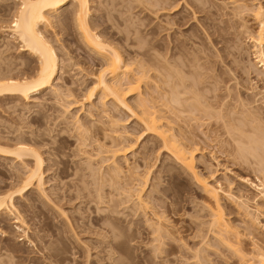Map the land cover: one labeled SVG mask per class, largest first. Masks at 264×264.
<instances>
[{"label":"rangeland","instance_id":"obj_1","mask_svg":"<svg viewBox=\"0 0 264 264\" xmlns=\"http://www.w3.org/2000/svg\"><path fill=\"white\" fill-rule=\"evenodd\" d=\"M138 1H140V3H138ZM138 1L89 0V13L91 17L89 21H94L95 24L97 23V29L93 27L95 32L98 33L102 30L108 36H112L113 38H111L114 39L115 43L118 44L120 41L122 44L126 45L124 39L127 37H129L128 39H135L134 37L137 38L139 35L142 36L140 29L142 31H148L150 28L157 25L159 19H164V16L159 19H156V16L154 17V12L149 10L150 8L146 4L147 0ZM222 1L224 0H208L207 2L209 3H207V5L221 6L223 3ZM248 1L249 0H247V2ZM254 1H249L248 3L250 4L247 5H252V2L253 6L257 5L258 0ZM226 2H233V0ZM259 2L264 9V0H259ZM17 3L18 1L15 0H0V21H2L0 22V29H2L0 30V50L4 47L3 50L6 51L5 54L2 52L3 50L1 51L2 56L0 54V58L2 61L4 60L3 62L6 63V66H14L12 64L14 62L29 61L32 75L34 67L36 66L35 62L31 61L32 57H30L28 53H23L19 50L18 42L16 43V40H13L11 35H9L10 29L8 30V28L11 23L10 20L12 19L10 15L13 14V6L15 8ZM241 4L242 3H236L231 5V7L233 6L231 9L228 4L229 6L227 5L228 9H226V12H232L231 10L235 8V6L237 7ZM145 5L148 6V9L147 7H143ZM69 7L70 6H68L66 10H69ZM184 10L185 12L187 11L186 9L181 10V15L185 14ZM147 11H151V13ZM186 14L188 13L186 12ZM218 14L221 15L220 11ZM188 15L192 26H190L191 30L188 28L185 33L194 30L198 35V40L196 39L197 43L199 42L205 45L200 47L203 50L195 56L199 57L201 55L205 57L208 55L205 57L206 59L202 58L200 62L204 63L203 61H208L211 63L214 69L213 74H222L225 82L224 84L222 83L221 86L224 88V85H226L230 88L229 91L232 92L231 94H225L226 91L224 92L223 88L213 93L212 90L211 92H207L208 88L211 87L209 83L206 84L207 88L204 92V96L207 97L208 103L210 102L213 104V102L216 101L223 104L220 110V116L224 118L222 123L225 126H223L221 121L215 125L213 122H209L206 118L200 116H196L194 120H191L192 117L188 114H181L179 115V124L182 126L181 131L185 135V141L190 139L191 144L192 141L195 143L194 148L197 149L194 153L195 171L210 187L220 189L219 204L224 208L227 216L226 218L230 221L233 229L241 234L239 236V246L235 248H238L244 255L250 254L256 249H260L264 252V198L262 196L264 191H262L263 188L260 186H258V189L254 187L260 184L261 186L262 184L264 185V172H262V170L260 171V168L258 169L259 165L257 166L253 156L248 155L246 156L247 158L245 157L246 159H243L236 154L237 145H239L240 142L237 143L239 131H237L235 127H239L244 135L247 134L245 136H248L254 125L255 128L256 125H260L257 126V129L259 127L262 129V126L264 127L262 123L260 124V121L264 123V74L261 70L262 68L259 67L260 64L255 60L254 46L249 40V37H246L248 34L244 35L245 29L241 26V24L245 25V27L248 25L246 27L248 29L254 27L252 13L244 12L243 15L245 16L241 15L238 18L235 17L237 20L235 18L233 19L235 20V22L233 21V26L236 27L233 31H230L231 33L228 36L233 42V58L232 56L228 57V59L224 61V64L216 57V52H220L225 46L230 47L232 44L225 45L224 43L218 42L213 45L209 44L199 30L202 28L200 26L205 20V15L197 13L195 16H197L198 20L191 18L192 16L190 14ZM224 16L225 17L220 16L214 19V28L222 26L221 22L224 23L231 18L230 16ZM52 17L49 19L51 22L50 25L41 26V29L43 33L45 32L44 34H46L44 35L45 38H47V40L49 38L48 41H50L52 46L54 45V50L56 49V53L60 55V57L58 56L59 61H62L59 62L60 67L66 66L62 68L58 75V77L60 76L61 78L54 82V86L61 90L63 89L64 92L67 89L73 92L70 93L74 99L69 97L71 100L69 99L70 101H67L71 102L76 99L82 102L85 96V90L93 84V75L97 74L100 70V67L96 65L100 59L92 50L82 43L75 24L69 20L67 22L60 20V23L58 17ZM141 22L145 24L146 27L140 26L142 24ZM134 29L139 30L134 31ZM134 32H140V34L135 35ZM162 33L159 35L158 39L161 37L162 41L164 40L167 44L169 39L166 38V32ZM148 38L150 39V37ZM117 48L124 53V50H122L119 45H117ZM128 48L133 52L138 51L136 46ZM165 52L166 51H162L160 53L165 54ZM123 56H125L124 59H129L126 53L123 54ZM71 57L70 66L68 59ZM73 64H75V66ZM1 67H3L2 64ZM226 68L231 69L230 74L224 73L225 71L227 72ZM16 69L13 71V74L18 71L20 72L19 65ZM248 69L250 72H248ZM253 70L257 72L254 73ZM223 73L225 76H223ZM151 74L153 73L151 72ZM206 81L212 82L211 79H206ZM155 84V80L151 79V82L147 86L142 85L141 91L143 93L146 91L153 92L154 96H156V93H154ZM228 94L229 98L226 96ZM219 96H223L222 100H220L221 97ZM135 97L136 96L130 97L129 100H127L128 104H133ZM33 98L34 101L29 103L14 101L7 97L2 98L0 101V145L12 146L14 141H9V139L16 138L22 133L24 136L26 134V137L30 133H34L37 138L39 136L38 139L45 140L44 144L48 143L46 146L43 144V147L40 145L39 148L36 147L39 149L40 154L42 153L41 157L45 160L44 194L40 195V193L34 190L26 194L23 198L15 197L14 199L16 208L26 224V226L24 225L21 228L29 229L28 238L34 242L33 245H30L28 240L23 239L21 231H16L15 238L10 236L11 239L1 234V232H9L11 228L14 229V225L10 224V221L5 222L9 228L4 226L0 227V246H5L9 242L15 245L19 250L14 254L19 256V258L20 256L23 258V260L21 258V262L24 261L22 264H31L32 260H37L39 262L36 261L38 264L48 263L41 259L42 253H46L47 250L43 251L41 254L37 253V251L40 250L39 248L43 246V243H40V241L35 238L37 235L40 237H47L48 239H45L50 240V245H52H48L47 247H50L51 249H49L57 254L58 259H61V261H53L52 264H84L87 252L90 255L88 261H91L93 264L100 262L104 254L101 252V247H99V241L106 240L107 242H111L109 228L112 226V223L110 221H97L96 223L94 218L101 215L105 216L106 214L107 216H114L115 221L113 218L112 220L115 222H113L115 225L117 223L116 217L118 218L117 227L119 226L118 229L120 230L118 232L121 233L122 237L116 241L118 242V249L116 250L117 253L115 252L116 254H114V260H119L118 264L119 262L120 264L243 263L240 261L241 257L239 259L236 253H233L228 250L227 247L225 248L223 244L221 245L219 241H216L217 238H213L215 236H213L212 233L210 235L208 231L209 220L211 219L209 217L210 210H215V206L213 201L208 197L209 195L203 190V187L189 176L184 171V168L177 164L169 154L163 152L156 137L152 135L144 136L145 133L138 120L127 111L115 107L111 98L105 99V105L102 106L101 102L103 100L101 101V99H99V94H97L89 102L86 103L83 101L82 109L77 107L72 110L70 115L65 114V108H63L65 106H61L68 102L62 101L63 103L58 102L60 103L58 104L54 96L49 92L35 95ZM240 100H244L246 104H244L245 102L243 101L244 103L241 106L240 104L242 102ZM244 106L246 107L244 108ZM74 114H77L80 121L83 122L86 127L87 125H92L93 127L97 125V127L95 126L96 129H93V127L91 128L92 130L90 129L94 137L102 136L103 133L101 134V128L105 129L108 135L114 136V134L109 133V129L115 128L111 125V121L115 120L117 121L116 128L118 133H122L123 137H128L133 142L135 140L131 153L126 156L128 161L127 165L122 157L119 158V162L123 168V176L126 177L123 183L126 184L132 182L129 178L131 172L135 173V175H139L149 168L151 172L149 177L150 181L148 183L149 186L145 187L141 195L143 200L148 203L147 208L144 209L145 211L141 209L143 211L137 210L136 214H132L134 212L131 211V208L133 210L136 206L132 207L135 201L133 203L120 205V201L124 203L127 200L125 194L122 191H112V188L109 187H104V189H102L103 193H101V195L103 204H101V200L100 202L97 200L98 194L96 189L98 187L97 180H99V176H96L97 178L95 176L93 177L95 170H91L92 175L91 171L90 173L88 172L90 169H87L88 171L84 170L87 168L85 166L88 165H85L86 161H88L85 158L89 157L88 159H90L92 157V161L94 162L93 159L95 157L93 156L96 154L94 151L95 144L93 143L91 148H79L80 137L79 135L77 136L76 130L73 131V126H71L69 122V116H73ZM256 115L258 116L257 118L261 119L258 120V124H255L257 121ZM63 117L69 118V120L66 118L68 120L67 123ZM34 118H37L39 122H32ZM226 119H230V121ZM231 124L234 129L233 141L227 134L228 127H232ZM174 127L177 129L176 126ZM260 128L258 130H260ZM97 129H99V131ZM254 130L256 131V129H253V131ZM251 132L249 135L253 134ZM62 138H64L65 141H61ZM76 138H78V140H76ZM137 139H139L138 142H136ZM66 140L68 143L64 144ZM54 141L56 143H53ZM60 141L63 143H60ZM92 141L94 142V139ZM102 142L104 143V141ZM190 142L188 140L189 144ZM56 145L59 147L62 145L61 147L65 148L62 150L64 153L62 156L60 155L61 158H59V155H53L54 152L50 151ZM64 145L66 146L64 147ZM81 150L82 152L89 151L88 153L92 156L82 154ZM60 160L67 161L66 170L69 172H67L68 177L66 174L58 175L63 165L58 164L59 166H57L55 163H58ZM18 164L19 163L0 156V193L2 191L5 193L11 192L9 185L11 186L12 183L11 179L9 180L7 176H10V173L14 171L12 169H15V172L20 170V165ZM94 165L95 164H93V166ZM165 168H168L170 171L167 172ZM101 170L105 172L106 168H102ZM74 173L76 174L74 175ZM94 175H98V173L96 172ZM105 182H107V176L105 177ZM261 191L262 193H260ZM3 192L2 194H5ZM229 194L233 197V201L228 199L227 196ZM97 203L99 204L97 205ZM240 205L247 207V217L241 215L243 210L241 209L242 211H240L238 207ZM127 206L131 208L126 209ZM244 206H242V208H244ZM135 208L137 209V206ZM113 209L116 210L118 214L121 213V215H119L120 218L117 213L115 214L116 216L110 215ZM125 215H128V217ZM159 218L161 219L159 221H162L161 224L164 226L163 229H166L168 234L164 232L162 234L163 239L158 238L159 241H156L157 236L155 235L157 234L153 233L154 231L151 230L152 226H148L155 222L158 223L159 221L155 219ZM253 220L254 223L252 227L249 222ZM45 224H49L51 228L49 229L52 231H48V228H44L46 227L43 226ZM153 226L155 227V225ZM247 227H251V229L247 230ZM54 231L57 233L56 238L55 236L52 238L51 235ZM102 235L105 237L104 240H102ZM216 242H218V244ZM34 245H36V247H34ZM35 248L36 250H34ZM196 252L197 254L195 255ZM197 255L201 260L196 258ZM25 258H28L31 262H29L28 259L26 261ZM100 263L111 264V262L107 260H102Z\"/></svg>","mask_w":264,"mask_h":264},{"label":"bare ground","instance_id":"obj_2","mask_svg":"<svg viewBox=\"0 0 264 264\" xmlns=\"http://www.w3.org/2000/svg\"><path fill=\"white\" fill-rule=\"evenodd\" d=\"M15 1H18V3L15 6V8L13 6L12 9L13 14L10 15V17L12 16V19L10 18L11 23L9 24L10 26L8 28V30L10 29L9 35H11V38L13 40H16V43L18 42L19 44L18 47L21 52L23 53L26 52L30 57H32V59L31 58L29 59L35 62L36 66L34 67V72L31 75V66L29 61H22L18 63L14 62L15 64L12 63L15 66L14 67L12 65L11 66L8 65L11 62L7 64L8 66H6V63L3 62L4 60L2 61V59L0 58V63L3 66L1 67L0 64V101L2 100V98L7 97L13 99L14 101H22L23 103H29L31 101H34L33 97L35 95H40L44 92L45 93L49 92L52 96H54L55 101L57 103L58 102L63 103L62 101H67L72 97L71 93L73 92L71 90L67 89L66 90L67 92L66 91L64 92L63 89L61 90L60 88L54 86V82H56L58 79L61 78L60 76L58 77L59 73L61 72L62 68L66 66L60 67L59 62H62L59 61L60 55L56 53L55 51L56 49L54 50L55 48V47L53 48L54 45L52 46L50 41H48L49 38L48 40L47 38H45L44 35L46 34H44L45 32L43 33V30L41 29V26L44 27L50 25L51 22L49 19H51L50 17L52 16L58 17L59 22L60 20H63V22H67L69 20L70 22L76 25L82 43L87 48L92 50L100 59L96 63V65L100 67V70L97 74L93 75L94 76L92 78L94 80L93 84L85 90V96L83 98V101L87 103L95 95L99 94L100 96L99 99H101V101L103 100L101 102L102 106L105 105L104 103L105 99L111 98L115 107L123 109L127 111L130 115L135 117L138 120L139 124L141 125L143 132L145 133L144 136L152 135L156 137V140L158 141L161 149H163V152L169 154L177 164H179L182 168H184V171L189 176H191L196 182H198L199 185L203 187L205 193H207L209 195L208 197L213 201L215 210L213 209L210 210L209 217L211 219L209 220V227H208V231L210 235L212 233L213 236H215L213 238L215 239L217 238L216 241H219V243L221 245L223 244L225 248L227 247L228 250L232 251L233 253H236L239 256V259L241 257L240 261L243 262L241 264H264V252L262 250L256 249L253 250L250 254L244 255L242 252H240V250H238V248H235L239 246L238 245L240 243L239 236L241 234L235 229H233V226L230 224V221L226 218L227 216L225 214L224 208L221 207V205L219 204L220 189L218 188L219 189L218 190L216 188L210 187L203 179L199 177V175L195 171L194 153L197 150L196 148H194L195 143L191 140L192 141L191 144L190 139L187 138H185L187 139L186 141L184 140L185 135L181 131L182 126L179 124L180 122L179 115L181 114H188L190 117H192L191 120H194L195 119L194 117L196 116H200L202 118H206L209 122H213V124L215 125L218 124L219 121H221L222 123L224 119L223 117L220 116L221 115L220 110L223 104L216 101L213 102V104L210 102L208 103L207 97L204 96V92L205 89L207 88L206 85L207 83L211 85V87L208 88L207 92L209 91L211 92L212 90L213 93L216 92L218 89L223 88V86L221 85L222 83L224 84L225 81L222 77V74L221 75L220 74L217 75L218 73L216 75L213 74L214 69L211 66V63H209L208 61H203L204 63L200 62L202 58L206 59L205 57H207L208 55L205 57H202L201 55H200L201 57L195 56L198 55L203 50L200 47L205 45H202L203 43H199V42H198L199 44L197 43L198 35L194 30H193L194 32L193 31L189 32L188 30V32L191 34L185 33V31H187L188 28L190 29V26H192L189 21L190 19L188 14H190L192 16L191 18L195 20H198L197 16H195L197 13L200 14L202 13V15H205L204 16L205 20L203 23H201L200 26L202 28H200L199 26L198 27L200 28L199 29L200 33L202 32L203 36L205 37V40H207L209 44L213 45L214 43L217 42L224 43L225 45L230 43L232 44L230 47L225 46L224 49H222L220 52L219 51L216 52V57H218L221 63L224 64V61L227 60L228 57L232 56L233 58V42L230 40V38H228V36L231 33L230 31H233V29L236 27L233 26L234 25L233 21L235 22V20L233 19L235 17L238 18L241 15L245 16L243 15L244 12L252 13L254 27L248 29L246 28L248 25L245 27V25L241 24V26L245 29L244 35L248 34V36L246 37L247 38L249 37V40L254 46L255 60L258 64H260L259 67L262 68L261 70L264 74V9L260 5L259 0H258L259 3L257 2V5L254 6H253V2L252 5H247L250 4L248 2L251 0H249L248 2L247 0H233V2H226L229 0L226 1L224 0L226 3L222 1L223 3L221 6H217V5L212 6L210 4H208L209 5L208 6L207 5V3H209L207 2L208 0H147L146 4L150 8L149 10L154 12L155 14L154 17L156 16L155 18L159 19L162 18V16H164V19L161 20L159 19L157 25H155V27L150 28L148 31L147 30L142 31L139 28L142 33V36L139 35L137 38L134 37L135 39H128L129 37H127L126 39H124L126 45L122 44V42L120 41L118 42V44L115 43L114 39H112L113 37L111 36L112 37L111 38L110 36L105 34V32L102 30L98 33L95 32V29H97L96 27L97 23L95 24L94 21L93 22L89 21V19L91 18L89 13L90 12L89 0H15ZM138 3H140V1H138ZM236 3H242V4L238 5L237 7L235 6L236 9L233 8L231 10L232 12L230 13L226 12L227 11L226 9H228L227 8L228 4L230 5L228 6L231 9L233 7V6L231 7V5H234ZM68 6H70L69 7L70 9L68 8L69 10H66ZM148 6L145 5L143 7H147L148 9ZM183 9H186L187 10L186 12L188 14H186L184 10L185 14L181 15L180 11ZM151 11L150 12L147 11V12L151 13ZM219 11L221 15L218 14ZM224 15H226V17L230 16L231 18L229 20H226V22L224 23L221 22L222 26H218V28H214L215 27V24L213 23L214 19L220 16L225 17ZM140 26L146 27V25L143 23ZM93 27L96 28L94 29ZM138 30L134 29V31H138ZM162 32H166L167 35L166 38L169 39V41L166 40L168 41L167 44L164 42V40L162 41L161 37L158 39L159 35ZM134 34L138 35L140 34V32L139 33L134 32ZM148 37H150V39ZM117 45H119L120 48L124 50V53L118 50ZM132 46H136L138 51L133 52L132 50H129L128 47H132ZM162 48L165 49L162 50V51H166L165 54L160 53L162 52L160 51ZM3 49H1L0 52ZM2 52L4 54L6 53V51L4 50ZM2 52L0 53L1 56H2ZM122 53L123 54L126 53L127 56H129V59L128 60L124 59L125 56H123ZM70 59H72V57L68 59L69 63H70ZM18 65L20 67V72L18 71L17 73L15 72L13 74V71L17 68ZM69 65L71 66V63ZM73 65L75 66V64ZM228 69L227 72L225 71L224 73L230 74L231 69L229 70ZM151 72L153 74H151ZM248 72H250L249 69ZM253 72L256 73L257 71L255 72V70H253ZM224 73L223 76H225ZM151 79L155 80L156 83L154 87L155 89L154 93H156V96H154L153 92L146 91L143 93L141 91L142 85L147 86L151 82ZM206 79L207 80L211 79L212 82L210 83L206 81ZM223 89L224 92L226 91L225 94L227 93L231 94L232 92L229 91L230 88L227 87L226 85H224ZM229 94L226 95L228 96L227 98H229ZM134 96H136L135 99L133 100L134 103L128 104L127 100H129L130 97H134ZM222 97L221 99L220 98L219 99L222 100ZM69 101H67L68 102L67 104L64 102L65 104L61 105L62 107L65 106L63 107L65 108L64 109L65 114L70 115L73 109L77 107L80 108L83 107V101L81 102L76 99L75 101L73 100L71 102ZM243 101H241L242 102L241 104L239 103L241 106L245 102ZM244 104H246V102ZM245 107L246 106H244V108ZM69 117H70L69 122L70 125L73 126L72 127L73 131L76 130L77 136L79 135L80 137V138L78 137L80 139L79 148L80 147L91 148L92 144L93 143L95 144L94 151L96 154L93 156L95 157L93 159L94 162L92 161V157L90 159H88L89 157L85 158L86 160H88L86 161L85 165L86 164L88 165L85 166L87 168H85L84 170L88 171L87 169H90L88 171L89 173L91 170L93 171L95 170L93 173V177L99 176V180H97L99 184L97 183L98 187L96 189V192L98 194L97 200H99V202L101 200V204H103L102 202L103 198L101 195V193H103L102 189H104V187H109L112 188V191L113 190H116V192L122 191L125 194L127 200L124 203L122 201L120 202L118 201L120 205L131 202L133 203L135 201L136 204L133 203L132 207L136 205L137 209L135 208L136 206L134 207L133 210L130 206L126 207V209L131 208V211L134 212L132 214H136L137 210L143 211L144 209H146L148 203L145 200H143L141 195L143 194L145 187L149 186L148 185L150 181L149 177L151 175L149 168H147L144 172H142L139 175H135V173L131 172L129 178L130 181L132 180V182L130 184H126L123 183L124 178L126 177L123 176V168L119 162V158L122 157L124 159L125 164L127 165L128 161L126 159V156L129 153H131L132 148L135 144V140L133 142L128 137H123L122 133H118V130L116 128L117 121L115 120L111 121V125L114 126L115 128L109 129V133L114 134V136L108 135L105 129L101 128L102 129L101 134L103 133L102 136L94 137V135H92L91 133L92 132L91 128L93 127L92 125L91 126L87 125L86 127V125L80 121L77 114H74L73 116H69ZM257 117L258 116L256 115L257 123L255 122V124H258L259 123L258 120H261ZM66 118L63 117V119L67 123L69 118H67L68 120ZM230 119L229 120L226 119V120L230 121ZM33 121L35 123L39 122L37 118L32 119V122ZM261 123L264 125V123L260 121V124ZM258 125H256V128L255 125L254 127H252L251 130L252 132L251 131L250 132L253 134L249 135L250 134L249 132L248 136H245L247 134L244 135L243 132L240 131L239 127L238 128L235 127V129L239 131V136L237 135L239 141L237 140V143L240 142V144L237 145L238 148L236 149L237 152L236 154L237 156L243 159L248 155L253 156L257 166L259 165L258 169L260 168L259 170L260 171L262 170V172H264V127L262 126V129L259 127L261 130L260 131L258 130L259 128L257 129ZM95 126L97 127V125H94V127ZM174 126H176L177 129ZM223 126L225 125L223 124ZM231 126L232 127H228L227 134L233 141L234 129L232 124ZM94 127L93 129H96V127L95 128ZM253 129H256V131L255 130L253 131ZM97 130L99 131V129ZM22 134L18 135L16 138L9 139V141H14L12 146L0 145V156L6 159H10L16 163H19L18 165H20L19 166L20 170H17L15 172V169H12L14 171L10 173V176H7L9 180L11 179L12 184L11 186L9 185L11 192L5 193L2 191L5 194H2V192L0 193V227L3 226L8 227V225H6L5 222L10 221L11 222L10 224L14 225V229L11 228L12 230L9 229V232L7 231L1 232V234H3L4 237H10V236L14 237L16 231H21L22 232L21 235L23 239L28 240L29 244L33 245L34 242L28 238L29 229L21 228L24 225L26 226V224L24 222V219L21 217V214L19 213L18 209L16 208L14 199L15 197L23 198L26 194L34 190L40 193V195L44 194L43 186L45 183L44 182L45 160L41 157L42 153L40 154L38 148L39 145L43 147L45 140L38 139L39 136L37 138V136H35L34 133H30L27 137L26 134L25 136ZM78 138H76V140H78ZM93 139L94 142L92 141ZM63 140L65 141L64 138L61 139V141ZM138 140L139 139H137L136 142H138ZM188 140L190 144L188 143ZM61 141L60 143H63ZM102 141H104V143ZM53 143L56 142L54 141ZM67 143L68 141L66 140V143L64 144ZM47 144L44 145L46 146ZM56 146L52 148L50 151L54 152L53 155L56 156L59 155V158H61V156L64 153V151L62 150H64L65 148H62L61 147L62 145L60 147L58 145ZM65 146L66 145H64V147ZM88 152L86 151L82 152L81 150L82 154L92 156ZM55 164H57V166H59L58 164L63 165V168L59 171L58 175L60 176L62 174L64 175L66 174L67 176V172H68L66 170L67 161L60 160L58 163ZM93 164H95L94 166L96 168L93 166ZM102 168H106V171L105 172L102 171L101 170ZM165 170L167 172L170 171L168 168H165ZM96 172L98 173V175H94L96 174ZM75 174L76 173H74V175ZM91 175H92V171H91ZM106 176H107V182H105ZM258 186L264 189L263 184L262 186L260 184L254 187L258 189ZM263 189L262 191H264ZM262 191L260 193H262ZM262 196L264 198V192L262 193ZM227 197L230 201H233L232 200L233 197H231L230 194ZM98 204L99 203H97V205ZM242 206L241 205L238 206L240 211L243 210V212H241L242 214L240 212L239 213L247 217L248 209L246 206H244V208H242ZM113 211H112L113 214L111 212L110 215H115L117 213L116 210L113 209ZM227 214L230 215L229 213ZM117 215L119 217L121 213L120 214L117 213ZM125 216L128 217V215ZM112 218L114 220V216L111 217V216H107L106 214L105 216L102 215L99 217L96 216L94 220L96 221V223L97 221L98 222L110 221L112 223V226L109 228V234L111 233V242L110 241L107 242L106 240H105L106 242L99 241V247H101V252L104 254V257L102 256L103 257L102 260L110 261L111 264H118L119 260L118 259L114 260L115 259L114 254L117 253L116 250L118 249L117 247L118 242L116 241L122 237H121V233L118 232L120 231L118 229L119 226L117 227L118 218L116 217L117 219L116 225L114 224L115 220L113 221ZM155 220L159 221L161 219L159 218ZM161 223L162 221L161 222L159 221L158 223L155 222L154 224L149 223L150 225L147 224L149 225L148 227L152 226L151 227L152 229L151 228L150 229L153 230L154 232L153 231L151 232L157 234L155 235L157 236L156 241H159L158 238L163 239L162 234L164 232H166L165 234H168L167 230L163 229L164 226ZM249 223H251V226L253 227L254 220L250 221ZM153 225H155V227ZM43 226H46L44 228L46 229L48 228V231L51 229L49 224H45ZM246 229L249 230L251 229V227L250 228L247 227ZM51 235L52 238H54V236L56 238L57 233H55L54 231L51 233ZM35 238L38 239L40 243H43L42 247L40 248L38 247L40 250L37 251V253L41 254L43 251L47 250L46 253L44 252L42 253L41 259L44 262L47 261L49 264L50 263L52 264L53 261L54 262L56 260L61 261V259H58L57 254L53 253L50 250L51 249L50 247H47L48 245L51 244L50 240L45 239L47 237L44 236L40 237L39 235H37L35 236ZM104 238L105 237L103 236L102 240H104ZM216 243L218 244V242ZM34 247H36V245H34ZM18 250L19 249H17L15 245H13L11 242L6 244L5 246L1 245L0 264H22V262H24V261L21 262L22 257L20 256L19 258V256L14 254L17 253ZM34 250H36V248ZM196 254L197 252L195 253V255ZM89 257L90 255L87 252L86 261L84 264H93L91 261H88ZM196 258L197 259L199 258L201 260V258L198 257V255ZM102 260L99 261L102 262ZM36 261L37 260H32V263L38 264L39 262L37 261L38 262L37 263ZM100 262H97L96 264H102Z\"/></svg>","mask_w":264,"mask_h":264}]
</instances>
